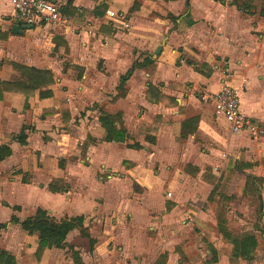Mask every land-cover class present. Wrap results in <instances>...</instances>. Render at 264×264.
<instances>
[{
  "label": "crops",
  "instance_id": "crops-1",
  "mask_svg": "<svg viewBox=\"0 0 264 264\" xmlns=\"http://www.w3.org/2000/svg\"><path fill=\"white\" fill-rule=\"evenodd\" d=\"M52 1L65 23L15 34L12 26L23 24L13 18L10 0H0V43L9 57V67L0 68V82L18 80L9 63L48 70L54 79L35 90L26 108L23 95L3 92L0 99V146L11 150L0 161V253L10 255L14 264H230L234 247L219 231L221 225L228 236L254 235L252 264H264V135L252 139L233 134L219 114L230 147L240 142L261 150L231 163L233 182L243 181L237 193L231 186L227 192L213 191L225 172L214 176L205 171L215 147L207 153L201 147L217 133L220 138L219 128L185 93L191 83L200 86L208 100L223 83L237 88L248 84L246 70L264 77V35L255 34H264V22L253 19L264 20L259 10L243 13L232 0ZM100 6L105 10L96 9ZM108 11L117 12L128 28L111 20ZM155 20L161 21L164 37L153 30ZM126 37L135 44L118 42ZM146 58L156 66L152 84L178 107L145 99L149 72L144 83L136 72L121 77L128 62L132 73L140 70L133 64ZM222 61L227 67L223 76L212 72ZM203 63L211 69L209 76L195 69ZM167 66L164 80L160 70ZM242 101L241 111L264 127V95L249 90ZM105 114L125 133L123 140H105ZM157 116L166 125L155 134L140 133L141 126ZM193 118L198 119L196 129L182 136L183 123ZM23 129L26 139L21 145L16 138ZM231 199L242 203L234 204L233 212L246 217L253 213V222L229 220L232 210L226 203ZM37 210L44 212L39 222L81 218L84 231L72 229L63 246H52L37 257V235L11 221L34 217ZM73 237L87 240L88 252L73 246ZM234 264L247 263L240 257Z\"/></svg>",
  "mask_w": 264,
  "mask_h": 264
},
{
  "label": "trees",
  "instance_id": "trees-1",
  "mask_svg": "<svg viewBox=\"0 0 264 264\" xmlns=\"http://www.w3.org/2000/svg\"><path fill=\"white\" fill-rule=\"evenodd\" d=\"M166 1H175V0H166ZM220 3H224L226 0H214ZM233 4L236 6L237 10L246 13L253 14V11L256 10L257 5L255 2H259V16L264 18V0H232ZM71 0L68 4L70 5ZM137 7L135 3L134 7ZM100 10H105L104 6L96 8ZM95 9V10H96ZM66 13V11H62ZM188 15V14H187ZM191 24V22L189 23ZM188 64H193L190 61H187ZM12 71L18 76L17 81H3L0 82V99L3 92H10L23 95L26 99L25 108L27 107V100L33 95L35 90L48 87L53 84L54 79L53 75L48 70H39L33 67H28L20 65L17 63H9ZM151 67L148 75V86L145 95V99L153 104H163L167 107H178L175 99L170 98L162 94L158 87L152 84V79L155 73V64L151 59H144L141 63L135 62L132 68H146ZM198 72L204 73L206 76L211 74V69L207 64H201L199 67H195ZM45 95H50V92H45ZM180 109V108H179ZM102 124L105 127L106 131V141H117L119 139H124L126 137L125 133L116 129L113 125L112 117L110 115H103L101 118ZM198 119L193 118L187 120L183 123L182 136H186L189 133H193L196 129ZM161 125H166L160 119V117H155L151 124L144 123L140 128V133H152L155 134L157 129ZM17 141L21 144H25L26 135L23 131L17 136ZM153 141V139H152ZM137 147V146H135ZM11 154V150L7 146H0V161L4 160ZM231 171L227 172L223 177H220L217 184L214 187L213 191H221L222 188L228 183L229 176ZM44 212L37 210V213L34 217L25 218L22 221H19L17 218L12 217L11 221L14 223H19L21 228L29 234H36L38 237V246L36 249V256L40 257L44 251L52 246L61 247L64 244L67 234L74 228H80L81 233L84 231L82 227L81 218L65 219L59 222L55 220H45L44 222H39L37 217L43 215ZM222 220V217L221 219ZM1 227V226H0ZM258 228V227H257ZM219 231L225 234L228 239L233 244L234 250L229 259L230 264H234L238 258L244 259V262L247 264H252V254L257 248V241L254 235H245L241 238L238 236L227 235V230L223 226H219ZM84 234V233H83ZM0 264H14L13 258L8 255L6 252L2 251L0 253Z\"/></svg>",
  "mask_w": 264,
  "mask_h": 264
},
{
  "label": "rangeland",
  "instance_id": "rangeland-1",
  "mask_svg": "<svg viewBox=\"0 0 264 264\" xmlns=\"http://www.w3.org/2000/svg\"><path fill=\"white\" fill-rule=\"evenodd\" d=\"M184 1V0H183ZM258 1L255 2V5H257V8L256 10H259V5H258ZM162 11V10H161ZM154 17H157V13H154ZM253 19L256 21V22H264L263 19H259L258 17H253ZM4 22L8 21L7 19V16H4L3 19H2ZM152 20V19H151ZM153 21V20H152ZM140 24H143L141 22H139ZM154 25L152 26H155V27H152L153 30H158L159 33L160 32H163V37L165 36V32H164V29L161 27V21L159 20H155ZM3 25V23H2ZM1 29V28H0ZM124 34H128L127 32H124ZM256 36L258 37L259 35H264L263 33H255ZM160 35H158L159 37ZM127 38V39H126ZM124 40H118L119 41H123L122 43L125 44V45H131L133 46V44H135V41L132 39V37H126ZM143 41H144V38H142ZM160 39H162L160 37ZM159 39V40H160ZM161 41V40H160ZM0 55H1V58L3 60V63L0 64V68L2 66H6V67H9L8 64L6 63L9 59L8 55H7V47L0 43ZM143 55L144 53L140 51V55L138 58H143ZM161 54H159V56L156 58V60L160 57ZM182 56H184L185 58H189L187 57L186 55H184L182 53ZM247 57L249 58V54H247ZM190 59V58H189ZM226 61V60H225ZM130 62H128V64L125 66L124 68V71L121 74V77L122 76H128L130 77L134 72H136L137 75H139V78L141 80V82L146 80V72H149L151 67H146V69H136V70H132V73H130ZM197 63V62H196ZM198 64V63H197ZM225 63L222 61L220 64H218V67H215L214 66V69H212V72L215 70L217 73H220L221 76H223V71L227 68L225 65ZM156 67V66H155ZM156 71V69H155ZM167 73H169V66H167V68H161L160 70V75L164 76V80L167 79V77H165V75H167ZM245 75L247 78H249V82L248 84H245V88L247 89V92L249 90H252L255 94H262L264 95V77H261V78H256L254 76H252L250 74V72L248 70L245 71ZM228 75V74H226ZM250 84V85H249ZM249 85V86H247ZM186 88V91L185 93L187 94H191L192 95V98L195 99L197 101V104L206 109L207 110V113L209 114V117H211L213 119L212 123L214 126H217L219 128V135H220V138H218V133H217V136L215 138H211L213 141H211L210 139H206V142L205 143H202V147H201V150L203 149L204 152H209L210 151V147L213 145L215 148V151H212V160L210 161H207L205 164H204V169L206 172H213L214 176H218V173H224L227 174V172H229L231 170V163L239 158V159H243V158H248V157H251L253 158L254 156H256L257 154V150H261V146H257L256 144L254 148H249V147H246L245 145H243V143H236L235 145H233V147L231 146L230 147V134L229 132H225L222 127L219 125V121L217 119V117L219 116V114H217L213 107L209 104V100H205L204 99V92L201 90V87L200 86H197L196 88H193L192 87V84L191 83H188V85L185 86ZM245 91H240V100L242 101L244 99V94L247 93ZM243 102V101H242ZM259 141V140H258ZM125 155L127 154L126 152L124 153ZM263 163V162H262ZM263 166V164H262ZM258 167H261L258 165ZM263 168V167H261ZM259 168V170L261 171L262 169ZM226 169V170H225ZM225 170V171H224ZM225 174H222L221 177H223ZM229 180L230 182L228 181V183H230V185H228V187L226 186V189H225V186L224 188L221 189V191L224 189L226 190V192L228 191V188L229 186H231L232 190L235 191L236 193L238 192V189H241L242 187V180L238 179L235 183L233 182L235 177L233 175H230L229 176ZM233 177V178H232ZM237 178V177H236ZM263 190H264V187H263ZM225 192V193H226ZM234 192V193H235ZM256 203V209H257V202ZM227 206L228 208H230V210H232V212H229V217L231 220V222H237L236 221V218H243L245 220H250L251 222H253L254 220V217H255V214H248V216L246 217V213L244 214H238V210L234 211L233 212V205L234 204H237L238 206H242V203L240 201L238 202H235L234 200L232 201L229 200L227 203ZM229 210V211H230ZM4 214V211H0V215L1 217L3 216ZM238 215H240V217H238ZM245 215V216H244ZM233 230L235 231H238L239 230V227L235 226V227H232ZM1 237V235H0ZM71 244L73 246H76V247H80V250L82 249L83 251L85 252H88V243H87V240H80V239H77V237H73L72 240L70 241ZM264 247V241L261 242V247Z\"/></svg>",
  "mask_w": 264,
  "mask_h": 264
},
{
  "label": "built area",
  "instance_id": "built-area-1",
  "mask_svg": "<svg viewBox=\"0 0 264 264\" xmlns=\"http://www.w3.org/2000/svg\"><path fill=\"white\" fill-rule=\"evenodd\" d=\"M10 6L13 18L23 25L46 26L62 24L66 21L59 6L52 0H10ZM107 16L128 28V23L118 20L117 12L108 11ZM243 87V83L238 88L223 83L221 90L208 96V100L212 103L214 110L228 121L233 134L243 133L252 139H257L264 135V127L255 124L241 111L239 92Z\"/></svg>",
  "mask_w": 264,
  "mask_h": 264
},
{
  "label": "water",
  "instance_id": "water-1",
  "mask_svg": "<svg viewBox=\"0 0 264 264\" xmlns=\"http://www.w3.org/2000/svg\"><path fill=\"white\" fill-rule=\"evenodd\" d=\"M31 25H18L14 24L11 28V32L15 34H21L23 33L24 30L31 29ZM161 48L159 47L158 50L156 51V55L160 54Z\"/></svg>",
  "mask_w": 264,
  "mask_h": 264
}]
</instances>
